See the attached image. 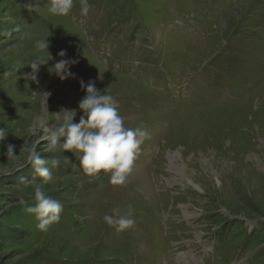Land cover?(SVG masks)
<instances>
[{
    "label": "rangeland",
    "instance_id": "obj_1",
    "mask_svg": "<svg viewBox=\"0 0 264 264\" xmlns=\"http://www.w3.org/2000/svg\"><path fill=\"white\" fill-rule=\"evenodd\" d=\"M89 3L60 17L49 0H0V264H264V0ZM89 82L147 133L122 187L51 142L63 110L84 116ZM33 150L63 206L46 231L26 211ZM129 205L135 226L109 227Z\"/></svg>",
    "mask_w": 264,
    "mask_h": 264
},
{
    "label": "clouds",
    "instance_id": "obj_2",
    "mask_svg": "<svg viewBox=\"0 0 264 264\" xmlns=\"http://www.w3.org/2000/svg\"><path fill=\"white\" fill-rule=\"evenodd\" d=\"M80 4L82 14L87 15L91 9L89 0H80ZM74 7L75 0H49L48 11L54 16L69 17ZM37 47L46 51L51 59L47 51V39L40 41ZM65 55L64 51L59 53L61 57ZM44 63L46 62L37 60L30 66L35 73L39 65ZM69 63L62 59L54 66L53 70L62 80L70 75L66 73ZM85 91L86 95L79 102V110L84 116L79 123H75L77 111L63 110L65 116L62 123L52 131L51 142L58 144L62 139L63 151L74 153L79 158L80 167L88 177L99 179L101 175L109 176L113 186L122 187L132 174L147 133L142 129L126 126L125 119L119 114L115 98L111 94L97 90L92 82L87 84ZM5 136V131L0 130V141L4 140ZM8 151L14 155V146L9 145ZM29 162L41 182L32 184L35 189V205L27 207L26 211L35 214L39 221L38 227L46 231L51 225L60 222L63 206L45 192L46 186L53 181L51 169L47 166L49 161L33 150ZM50 163L53 168L60 166L58 158L52 159ZM103 219L109 227L121 233L133 228L136 223L132 205L128 206L126 212L118 206L114 207L112 214H106Z\"/></svg>",
    "mask_w": 264,
    "mask_h": 264
},
{
    "label": "bare ground",
    "instance_id": "obj_3",
    "mask_svg": "<svg viewBox=\"0 0 264 264\" xmlns=\"http://www.w3.org/2000/svg\"><path fill=\"white\" fill-rule=\"evenodd\" d=\"M27 39H29V38H27ZM18 48H19V47H18ZM11 52H12V51H11ZM12 53H13V52H12ZM11 59H13V58H11ZM50 100H51V99H50ZM51 108H52V107H51ZM51 118H52V117H51ZM53 118H54V117H53ZM53 118H52V119H53ZM53 120H54V119H53ZM236 140H237V139H236Z\"/></svg>",
    "mask_w": 264,
    "mask_h": 264
}]
</instances>
